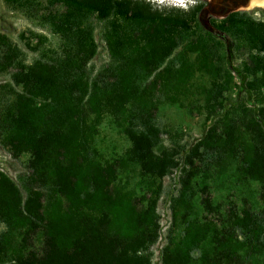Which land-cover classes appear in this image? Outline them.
Instances as JSON below:
<instances>
[{"label": "trees", "instance_id": "trees-1", "mask_svg": "<svg viewBox=\"0 0 264 264\" xmlns=\"http://www.w3.org/2000/svg\"><path fill=\"white\" fill-rule=\"evenodd\" d=\"M6 1L48 27L58 45L44 46L48 38L32 33L40 46L31 47L37 56L28 63L0 33V71L11 68L12 82L21 87L0 110V137L14 158L29 154L27 171L16 180L0 171V264H152L162 187L139 207L116 186L117 166L136 165L159 179L179 170L175 192L167 194L177 212L190 206L199 165L207 169L229 158L240 175L260 183L264 202L262 19L234 11L211 29L198 18L201 3L164 13L144 0ZM43 1L48 9L40 12ZM97 39L107 60L95 69ZM197 72L209 77L205 117L220 111L223 131L210 122L190 145H164L157 106L183 105ZM234 76L239 95L227 104L223 93ZM241 93L259 105L241 103ZM104 114L130 142L118 164L101 162L93 147ZM204 201L210 207L208 196ZM182 220L181 238L163 247L161 264H236L239 246L232 237L239 233L254 245L264 235V211L231 208L230 225L221 230L185 215ZM36 234L43 238L38 251L27 248Z\"/></svg>", "mask_w": 264, "mask_h": 264}, {"label": "rangeland", "instance_id": "rangeland-1", "mask_svg": "<svg viewBox=\"0 0 264 264\" xmlns=\"http://www.w3.org/2000/svg\"><path fill=\"white\" fill-rule=\"evenodd\" d=\"M144 1L150 2L154 8L164 13L175 12L176 9L186 12L194 5L201 3L203 7L198 13V18L205 27L211 29L213 24L234 11H247L255 18L264 21V8H245L243 3L235 5L234 10L227 9L221 13L222 6H226L231 0ZM37 7L40 12H45L48 9L45 1ZM95 27V33H97L99 27ZM0 33L5 34L23 50L24 58L28 63L37 56V52L33 51L31 47L40 46L37 37L32 33L43 34L48 38L44 46L58 45L57 36L52 34L48 27H42L36 22H31L25 9L10 4L6 0H0ZM98 50V55L91 62L95 69L107 60V54L102 43H100ZM236 62L238 61L234 63ZM11 72V68L0 71V110L6 104L12 103L16 94L21 90L20 86H16L12 82ZM208 84L209 77L204 73L197 72L191 79L192 93L183 100V105L165 101L158 104L156 118L163 132L164 145H171L174 141L190 145L203 135L206 125L210 122L217 124V132L222 133L223 125L220 122V111H217L211 119L207 120L201 107L203 104V86ZM238 84L239 80L234 76L230 90L223 93L222 101L224 103L229 104L238 97ZM239 101L250 108H256L259 105L256 98L244 95V93L240 94ZM233 111L236 110L233 109ZM129 146V140L116 126L113 118L109 114H104L97 126L93 143L99 160L101 162H117L118 164ZM28 161V153H23L18 158H14L10 147L5 144L3 137H0V171L16 180L19 174L27 171ZM178 174L179 170H175L172 174L159 179L141 174L136 165L117 166L116 186L129 192L139 207L146 205V199L153 196V192L157 190L158 186L161 185L162 187L161 196L156 206L160 228L157 242L152 249V264H161L159 254L163 247L180 240L184 228L183 215L196 219L200 223L209 222L221 230L230 225L229 211L231 208H234L239 214L243 210L264 211V202L260 197V183L240 175L236 169V162L225 158L221 165H214L207 169L199 165L192 181L194 196L190 206L174 212L167 200V194L171 190H175V179ZM206 196L209 197L210 207L205 204ZM238 234L232 237V243L239 246L237 247L236 264H264V235L259 243L252 245L242 235ZM15 241L16 243L21 242L22 235L17 233ZM42 241V235L36 234L30 240L27 248L38 251L42 246ZM193 264H198V260H195ZM221 264L226 263L222 261Z\"/></svg>", "mask_w": 264, "mask_h": 264}, {"label": "bare ground", "instance_id": "bare-ground-1", "mask_svg": "<svg viewBox=\"0 0 264 264\" xmlns=\"http://www.w3.org/2000/svg\"><path fill=\"white\" fill-rule=\"evenodd\" d=\"M245 8H255L260 7L264 8V0H249L247 5L244 6Z\"/></svg>", "mask_w": 264, "mask_h": 264}, {"label": "flooded vegetation", "instance_id": "flooded-vegetation-1", "mask_svg": "<svg viewBox=\"0 0 264 264\" xmlns=\"http://www.w3.org/2000/svg\"><path fill=\"white\" fill-rule=\"evenodd\" d=\"M227 1V0H226ZM244 0H231L230 2H228V4L225 6H222V8L220 9V12L223 13L224 11H226L227 9H232L235 5L242 3Z\"/></svg>", "mask_w": 264, "mask_h": 264}, {"label": "water", "instance_id": "water-1", "mask_svg": "<svg viewBox=\"0 0 264 264\" xmlns=\"http://www.w3.org/2000/svg\"><path fill=\"white\" fill-rule=\"evenodd\" d=\"M249 0H244L242 3L244 4L243 6L247 5ZM235 7V6H234ZM234 7L232 8V10H234Z\"/></svg>", "mask_w": 264, "mask_h": 264}, {"label": "built area", "instance_id": "built-area-1", "mask_svg": "<svg viewBox=\"0 0 264 264\" xmlns=\"http://www.w3.org/2000/svg\"><path fill=\"white\" fill-rule=\"evenodd\" d=\"M157 242V241H156ZM155 243L151 246V250L154 248Z\"/></svg>", "mask_w": 264, "mask_h": 264}]
</instances>
